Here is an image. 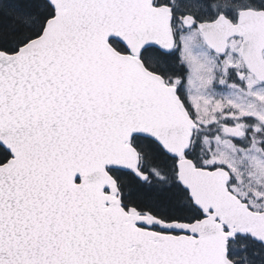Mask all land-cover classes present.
<instances>
[{
	"label": "snow or ice",
	"instance_id": "snow-or-ice-1",
	"mask_svg": "<svg viewBox=\"0 0 264 264\" xmlns=\"http://www.w3.org/2000/svg\"><path fill=\"white\" fill-rule=\"evenodd\" d=\"M0 264H264V0H0Z\"/></svg>",
	"mask_w": 264,
	"mask_h": 264
}]
</instances>
